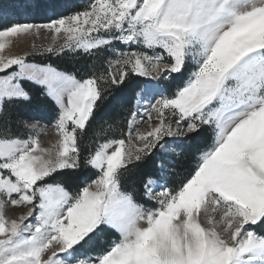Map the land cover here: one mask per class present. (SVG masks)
<instances>
[{"label": "snow or ice", "instance_id": "obj_1", "mask_svg": "<svg viewBox=\"0 0 264 264\" xmlns=\"http://www.w3.org/2000/svg\"><path fill=\"white\" fill-rule=\"evenodd\" d=\"M9 7L52 14L0 22V264H264V0ZM109 95L123 115L90 140ZM37 102L48 122L13 132L10 113ZM185 142L186 167L166 169Z\"/></svg>", "mask_w": 264, "mask_h": 264}, {"label": "trees", "instance_id": "obj_2", "mask_svg": "<svg viewBox=\"0 0 264 264\" xmlns=\"http://www.w3.org/2000/svg\"><path fill=\"white\" fill-rule=\"evenodd\" d=\"M55 2L59 5L57 8L58 12H63L67 14L68 12L72 10H82L86 5V0H55ZM3 3L5 7L7 8L9 4L12 3V0H3ZM51 12H48L47 14L40 12H30L28 13L30 20H35L37 22L44 21L46 19V15H51ZM17 18V17H16ZM17 20L20 21V18H17ZM16 20V21H17ZM11 22V21H10ZM37 61H41V57L35 58ZM46 59L52 60L53 63L59 64L61 67H79L81 69L85 68V63L83 60H81L79 57L74 60H61V59H52L51 57H47ZM176 83H179V81H176ZM128 97H131V92L128 93ZM100 102L98 101V104ZM114 97L109 95L108 99L100 105L99 109L96 111V120L93 123L92 129L89 131V139L93 140L96 138L104 139L107 136L112 135V131L109 128V125H115L117 121L122 117L123 112L117 111L114 108ZM20 116H23L24 118H28L29 121L32 117L39 118L40 121H43L45 123L48 122V117L42 110V107L40 104L34 103L31 109L25 110L22 113L17 115V113L12 112L10 113V119H11V126L13 132H19L22 130V126L19 125L18 120ZM193 145L191 143L187 144L184 149L182 150V154L179 157V160L175 161V166H177L178 170H182L184 167H186L185 162V156L190 151H193ZM165 166H167V162L163 161ZM158 164V161L156 162ZM157 173V167L149 163L146 167L142 169V172L140 174L134 175L131 177L132 180L135 181L136 186H141V179L146 177L147 175H155Z\"/></svg>", "mask_w": 264, "mask_h": 264}, {"label": "rangeland", "instance_id": "obj_3", "mask_svg": "<svg viewBox=\"0 0 264 264\" xmlns=\"http://www.w3.org/2000/svg\"><path fill=\"white\" fill-rule=\"evenodd\" d=\"M91 2H92V0H86L87 4L91 3ZM7 9H8V11L6 13V19H4L3 21H0L2 23H8L10 21H16L17 18H20V21L30 20L28 13L13 12L9 6L7 7ZM33 41L37 45H40V44L47 45V44L51 43V37L45 36L42 34L39 39H37L35 37H27V38L19 39L16 42H14V44L11 48L12 53L22 54L24 51H31V44L33 43ZM30 122H34V121L30 120ZM41 123L44 124L45 122L41 121ZM141 130L146 131L147 125L142 124ZM47 133H48L47 135L42 134L40 137L41 142H42V146H44V147H50L51 144L55 143V140H56L54 131L51 129V127L48 128ZM184 139L186 140V138H184ZM187 144H189V143H187V142L178 143L176 145V151L170 150L169 153L163 157V161L167 162V166H165L166 169L175 168L176 170H178L177 166H175V161L179 160V157L182 154V150L184 149V147ZM160 162L161 161H158V164ZM157 171H158V168H157ZM20 214H22L21 209H12V208L7 209V215L10 218H14L16 216H19Z\"/></svg>", "mask_w": 264, "mask_h": 264}]
</instances>
